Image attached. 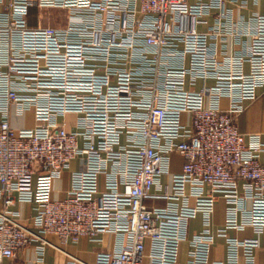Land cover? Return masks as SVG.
I'll list each match as a JSON object with an SVG mask.
<instances>
[{
    "label": "built area",
    "instance_id": "obj_1",
    "mask_svg": "<svg viewBox=\"0 0 264 264\" xmlns=\"http://www.w3.org/2000/svg\"><path fill=\"white\" fill-rule=\"evenodd\" d=\"M228 1L237 0H0V199L8 206L14 195L34 209L30 226L15 210L0 212V261L33 242L42 261L57 248L48 235L67 244L111 232L114 248L93 264H179L184 241L186 264H254L264 140L236 119L264 86V13L239 20L249 39L242 51L218 57L211 39L242 24ZM41 10L62 15L43 23ZM213 10L211 28L198 30ZM27 110L34 125L14 127L11 113ZM77 158L83 167L53 197V180ZM198 215L203 227L190 236ZM246 227L253 237L229 234ZM216 237L225 240L222 259L210 257ZM62 264L88 263L70 256Z\"/></svg>",
    "mask_w": 264,
    "mask_h": 264
},
{
    "label": "crops",
    "instance_id": "obj_2",
    "mask_svg": "<svg viewBox=\"0 0 264 264\" xmlns=\"http://www.w3.org/2000/svg\"><path fill=\"white\" fill-rule=\"evenodd\" d=\"M225 8L231 9L233 20H236L238 24L236 29L237 34L226 35L225 39L216 41L211 39L212 42L216 43L218 57L223 56V52H239L242 51L247 42L248 36L243 32L245 30L244 23L239 21H246L252 16L253 13H264V0H246L244 5H241L240 0L238 1H228L225 2ZM36 11L37 14L39 10L36 7H32L29 10L28 20L31 25L37 23V14L33 18L31 15ZM45 10H41V13ZM218 10L210 11L208 14L204 15L203 23H199L197 28L201 31H207L211 28V25L215 21ZM53 15H43V23H50ZM54 21V20H53ZM240 31V32H239ZM245 69L248 66L245 65ZM211 83V80L208 82ZM200 82L197 87H200ZM222 103L225 105L227 99L223 98ZM10 122L14 127L26 126L31 127L34 125L33 114L31 110H27L22 116H16L14 112L11 113ZM238 128L243 133L256 132L259 133L261 139L264 140V86L257 89V96L254 100L244 102V110L239 114L236 119ZM262 160H264V155H262ZM181 158L178 155H173V162L171 166V171L178 172L181 166ZM83 167V162L81 158H77L71 162L70 168L64 170L62 175L53 180L52 195L55 198L63 197L70 186V171L73 169H79ZM168 180V176L163 175L161 179V184ZM161 190V185H156L152 189L153 192H158ZM12 203L8 206H4L2 199H0V212L9 209L19 212V220L22 224L30 226L31 216L34 214L33 204L25 201H18L12 196ZM146 203L148 205L157 204L162 205L164 201L162 199L151 200L147 199ZM224 215V203L219 200L215 206L213 221L215 225L222 223ZM202 225L201 215L192 218L189 221L188 232L191 236L192 234L198 232ZM230 235H233L239 239L253 237L255 234L251 227H246L242 230H230ZM259 239V245L254 249V264H264V231L257 234ZM101 240H90L87 237H83L77 243H61L57 236L48 235L47 239L54 243L56 247L48 246L44 252L43 259L40 261L37 258L36 244L33 242L24 248L20 249L15 257L10 260L8 258H3L0 264H10L14 261L17 264H62L69 259L70 256H74L81 261L88 264H93L95 255L100 250H111L115 246L116 238L111 232H105L99 234ZM225 240L223 237H216L215 242L212 246L210 252L211 259H222L225 257ZM189 245L187 242H182L179 251V264H186L188 258ZM244 259L240 258L239 264H244Z\"/></svg>",
    "mask_w": 264,
    "mask_h": 264
},
{
    "label": "rangeland",
    "instance_id": "obj_3",
    "mask_svg": "<svg viewBox=\"0 0 264 264\" xmlns=\"http://www.w3.org/2000/svg\"><path fill=\"white\" fill-rule=\"evenodd\" d=\"M36 14H37V12L36 11H34L33 12V14L31 15L33 18L36 16ZM54 14H61L62 15V13L61 12H58L57 10H45V12H44V14L43 15H54Z\"/></svg>",
    "mask_w": 264,
    "mask_h": 264
}]
</instances>
